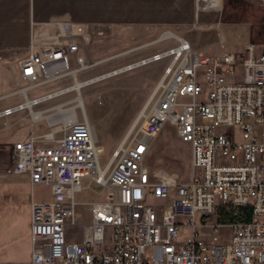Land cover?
<instances>
[{
	"label": "built area",
	"instance_id": "built-area-1",
	"mask_svg": "<svg viewBox=\"0 0 264 264\" xmlns=\"http://www.w3.org/2000/svg\"><path fill=\"white\" fill-rule=\"evenodd\" d=\"M65 36L62 44L40 50L32 45L21 60L22 77L31 86L105 61L87 54L80 33ZM163 58H170L169 64L105 166L100 162L105 149L83 110L79 117L78 101L57 109L61 129L14 143V163L5 171L28 174L32 186L49 185L52 198L31 202L30 258L0 264H264V51L257 53L248 43L241 52L198 55L189 40L180 38L177 45L121 69ZM27 101L1 110L0 118L25 109ZM167 121L191 144L188 182L144 165ZM224 126H238L240 138L220 131ZM86 178L105 186L107 198L92 203L87 231L71 240L70 228L81 223L75 192ZM226 205L251 207L252 217L217 221L211 229L229 226L230 240L209 243L200 226L209 227ZM186 227L190 235L180 241Z\"/></svg>",
	"mask_w": 264,
	"mask_h": 264
},
{
	"label": "rangeland",
	"instance_id": "rangeland-1",
	"mask_svg": "<svg viewBox=\"0 0 264 264\" xmlns=\"http://www.w3.org/2000/svg\"><path fill=\"white\" fill-rule=\"evenodd\" d=\"M130 29L132 30L133 28L114 26L105 27L103 30L102 28H95L92 32L89 30L85 31L82 37L89 56L94 60L105 59V61L92 68L78 72L79 74H66L64 78L62 76L50 82L43 79L42 82L46 84L32 90L30 100L71 86L76 80L84 81L83 79L103 77L82 85L79 90L72 89L56 96L47 97L39 103H34L31 107L19 110L16 115L20 117V121L14 125L7 123L8 116L0 118V136H6L12 131L17 134V131L23 127L28 130H26V136L32 133H47L52 129L59 130L62 125L58 120V113L54 112L67 101L77 102L81 99L82 104L77 108L78 115L82 117L83 110L90 124L96 126L99 143L105 149V152L101 155L100 162L102 166H105L113 150L120 144L127 128H130L143 110L153 91L152 85L158 83L170 61V58H163L131 69H121L129 63L138 61L144 54L147 55V52L139 54L138 51L122 55L123 52L119 51V49H124L125 45H127L124 43L125 34ZM200 29L194 30L190 35H193L207 46L211 45V47L200 53L195 52L198 55H215L212 53L213 49L220 47L222 41H224L219 34L221 28L214 26L209 28L204 34L201 33ZM262 39L264 41V36ZM168 44L173 45L176 43L174 40H169L168 42L149 46L148 49L149 51L155 49L160 52L170 48V46H167ZM125 56L128 57L125 58ZM70 65L73 68L77 66L73 57ZM114 70L118 71L114 72ZM233 77L229 76L228 79L232 80ZM5 108L6 106L0 107V111ZM32 111L40 113L41 117L34 119ZM53 121L55 122L51 124ZM220 131L231 132L236 138L241 136L238 126H224L220 128ZM21 138V136H18L15 141ZM189 144V142H185L179 137L176 126L167 121L154 138L150 151L144 159V165L152 173L159 172L168 173L171 176L177 175L176 179L178 181L188 182L191 180L192 175V147ZM17 175L20 178L21 174H7L8 180H16ZM29 190H31L32 197H35L36 200H49L51 197L49 185H31ZM10 192L11 186H0V252L6 256V259L14 260L12 258L27 255L29 240L31 242L29 235L31 218L29 207L26 204L21 205L16 202L14 207L11 208V203L8 201ZM106 198L107 188L105 186L97 184L91 178L83 180L81 190L75 192L76 210L81 223L70 228L69 239L80 240L82 238L85 233V227L91 219L92 203ZM153 202L162 203L161 200H153ZM218 218L219 212L211 217L209 227L200 226L203 236L209 243H223L230 239L232 231L229 226H224L219 228V230L211 229V226L216 224ZM189 235L190 228H183L180 241H183Z\"/></svg>",
	"mask_w": 264,
	"mask_h": 264
},
{
	"label": "crops",
	"instance_id": "crops-1",
	"mask_svg": "<svg viewBox=\"0 0 264 264\" xmlns=\"http://www.w3.org/2000/svg\"><path fill=\"white\" fill-rule=\"evenodd\" d=\"M114 26L133 28L125 34L124 43L127 45L119 49L122 55L147 52V55L141 56L146 58L159 51H149V46L174 40L176 44L167 45L172 47L178 44L180 38L189 40L194 51L200 53L211 45L203 44L190 33L201 28L204 34L214 26L221 28L219 34L224 41L220 47L213 49V54L241 52L248 43L261 53L264 51V0H0V107L8 108L29 100L32 90L46 84L42 82L39 86H31V82L22 77L21 60L30 52L32 45L35 50H40L44 46L66 42L67 33L83 35L87 30L92 32L95 28L103 30ZM166 34L169 36L162 38ZM81 86L80 83L79 88ZM34 103L28 101V107ZM18 111L6 115L7 123L14 125L20 121L16 115ZM32 114L34 119L41 117L40 113L32 111ZM91 125L99 142L97 128ZM26 130L23 127L17 134L12 131L0 136V186H11L8 200L11 208L16 202L26 204L31 218V202L36 198L29 190V175L21 174L20 178L17 175L14 181L8 180L9 173L5 171L14 163L15 138L21 136L19 140H24L29 137ZM27 250V255L12 258L14 260L6 259L0 252V261L28 260L32 250L30 240Z\"/></svg>",
	"mask_w": 264,
	"mask_h": 264
},
{
	"label": "trees",
	"instance_id": "trees-1",
	"mask_svg": "<svg viewBox=\"0 0 264 264\" xmlns=\"http://www.w3.org/2000/svg\"><path fill=\"white\" fill-rule=\"evenodd\" d=\"M219 218L218 221L221 222H230L241 217H245L246 219H251L252 217V209L251 207H231V206H221L218 210Z\"/></svg>",
	"mask_w": 264,
	"mask_h": 264
},
{
	"label": "bare ground",
	"instance_id": "bare-ground-1",
	"mask_svg": "<svg viewBox=\"0 0 264 264\" xmlns=\"http://www.w3.org/2000/svg\"><path fill=\"white\" fill-rule=\"evenodd\" d=\"M77 83H79V84L81 83V85H83L81 81H77L76 83H74L73 85H71V87H70L69 90H72V89H75V88L78 89V88H79V84H77ZM50 97H52V96H50ZM28 101H33V102L37 103L34 99H32V100L29 99ZM28 101H27V103H26V104H27V107H28ZM77 103L80 104V101H78ZM58 110H59V108H58ZM58 112H59V111H56L55 113H58ZM36 116H37V115H36ZM57 116H58V115H57ZM56 120H57V119H56ZM94 136H95V134H94ZM95 138H96V136H95ZM96 139H97V138H96ZM101 174H103V173H101Z\"/></svg>",
	"mask_w": 264,
	"mask_h": 264
}]
</instances>
